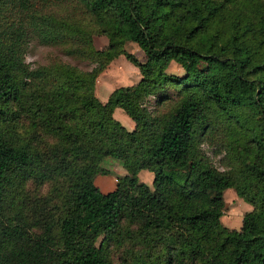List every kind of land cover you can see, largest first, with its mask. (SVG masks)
<instances>
[{"label":"trees","instance_id":"obj_1","mask_svg":"<svg viewBox=\"0 0 264 264\" xmlns=\"http://www.w3.org/2000/svg\"><path fill=\"white\" fill-rule=\"evenodd\" d=\"M30 39L94 67L30 68ZM120 56L140 79L102 104L96 78ZM218 137L224 173L199 149ZM106 157L127 175L103 194ZM28 186L51 195L49 218ZM230 188L252 208L238 231L219 222ZM0 264H264V0H0Z\"/></svg>","mask_w":264,"mask_h":264},{"label":"rangeland","instance_id":"obj_2","mask_svg":"<svg viewBox=\"0 0 264 264\" xmlns=\"http://www.w3.org/2000/svg\"><path fill=\"white\" fill-rule=\"evenodd\" d=\"M106 44L107 41L104 37L96 36L93 38V46L96 50H103L106 47ZM123 48L127 54L132 55L139 63L144 61L143 53L135 44L127 42L124 44ZM52 57L59 58L62 62L82 71H90L94 67L93 64L87 61H82L66 55L60 46L42 45L35 39H30L28 41L23 53L24 62L30 68L46 65L48 58ZM165 72L170 75H182L180 67L173 63H170ZM139 79L140 77L137 69L120 56L112 60L104 71L97 76L94 88L95 96L103 104L111 91L117 88L131 87L135 85ZM164 93L169 97L174 96V93L171 90H166ZM158 97L159 96H150L142 102L143 108H145V110L151 115H155V104ZM112 117L126 130L131 131L133 129L132 122L120 109H114ZM49 142L50 140H45L46 144ZM199 149L207 158L209 164L218 172L224 173L228 171L229 162L225 153L221 151L219 137L209 142L206 141L201 143ZM100 168L105 174L94 176L93 183L98 191L103 194L112 191L116 180L127 175L122 166V162L112 157L104 158L100 162ZM152 177V173L147 170H140L136 174L137 181L145 184L149 189H151ZM25 192L28 193L25 196L28 209L32 212L36 210L35 217L41 218L44 217L43 214H45V216H48L49 218L51 195L48 192L39 190L33 186L26 187ZM222 201V215L219 219L221 226L228 231H238L243 216L251 212V206L239 198L231 188L223 191ZM97 242L98 240L95 242V245ZM114 254L115 258L121 256L120 251L114 252Z\"/></svg>","mask_w":264,"mask_h":264},{"label":"crops","instance_id":"obj_3","mask_svg":"<svg viewBox=\"0 0 264 264\" xmlns=\"http://www.w3.org/2000/svg\"><path fill=\"white\" fill-rule=\"evenodd\" d=\"M131 121V120H130ZM133 124V123H132Z\"/></svg>","mask_w":264,"mask_h":264}]
</instances>
